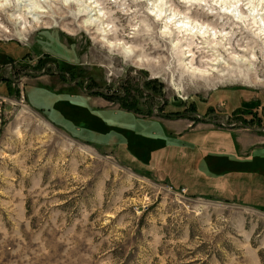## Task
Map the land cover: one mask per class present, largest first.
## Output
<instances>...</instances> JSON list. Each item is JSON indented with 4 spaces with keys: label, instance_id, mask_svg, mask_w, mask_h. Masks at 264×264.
I'll use <instances>...</instances> for the list:
<instances>
[{
    "label": "rangeland",
    "instance_id": "374dc122",
    "mask_svg": "<svg viewBox=\"0 0 264 264\" xmlns=\"http://www.w3.org/2000/svg\"><path fill=\"white\" fill-rule=\"evenodd\" d=\"M21 1L0 0V264H264L256 26L170 0L244 56L217 46L223 80L180 79L147 2L99 0L126 57L75 4L39 3L35 22Z\"/></svg>",
    "mask_w": 264,
    "mask_h": 264
},
{
    "label": "bare ground",
    "instance_id": "6f19581e",
    "mask_svg": "<svg viewBox=\"0 0 264 264\" xmlns=\"http://www.w3.org/2000/svg\"><path fill=\"white\" fill-rule=\"evenodd\" d=\"M48 1L50 0H23V3L22 1L20 3L17 2V8L18 10L22 9L23 4V7L26 8L27 16L33 19L35 22H38V13L43 11L39 3H46ZM60 1L65 5L72 3L75 4L77 7L76 15L85 16L83 21L85 26L97 25L98 32L100 33V39L105 42L109 48H120L124 56H132V49L126 46L123 41L117 40L116 42H112L109 40L108 37L113 35L114 30L112 31V26L109 25V23L106 24L108 16L106 15L104 7L99 0ZM139 1L147 2L146 12L154 20L160 22L162 25L160 33L169 38L171 49L179 54L177 59L178 67L175 69V73L178 74L180 79L186 74L209 75L216 72L223 80L224 73L219 72L216 67L220 62L223 61V59H219L217 56L218 53L217 50H215V47L217 46L224 48V50L227 51L231 57L236 58V60L239 62L244 60V56L239 57L232 51L229 52L230 48H227L225 45L229 43L230 37H227V33H224L223 30H218L213 23H201L194 18H191L189 15H187V13L182 14L177 10V8L173 7L169 3L170 0ZM180 1L184 4L186 10H189L190 7H192V1H197L199 5L204 3L203 6H200V8L203 11L206 9V12L216 19L220 20L226 17L230 19L233 24H242L246 27L255 25L256 29L252 30L251 28L253 31V36L256 39H260L261 50L264 52V11L262 7L258 8L260 4L256 3V0H212L213 4L206 3L207 0ZM216 7L218 11L214 13L213 11L216 10ZM16 16H18V14ZM18 21H20V19ZM24 22L26 21L24 20L21 22V24ZM178 36H180V38ZM194 39H202L200 42V50L202 49V52L210 54L208 57H204L202 61L199 62H195L196 59L194 58V53L192 50L195 46ZM252 56H254V53H252ZM137 63L139 64V62ZM253 66L254 64L249 62L248 72L255 71ZM187 75L186 77L188 79Z\"/></svg>",
    "mask_w": 264,
    "mask_h": 264
},
{
    "label": "flooded vegetation",
    "instance_id": "af4514ba",
    "mask_svg": "<svg viewBox=\"0 0 264 264\" xmlns=\"http://www.w3.org/2000/svg\"><path fill=\"white\" fill-rule=\"evenodd\" d=\"M42 72L47 73V68L43 69ZM54 73H55V74H61V73H63V71L60 70V72H59V71L55 70ZM252 129H253V130H257V128H255V127H252Z\"/></svg>",
    "mask_w": 264,
    "mask_h": 264
},
{
    "label": "trees",
    "instance_id": "16d2710c",
    "mask_svg": "<svg viewBox=\"0 0 264 264\" xmlns=\"http://www.w3.org/2000/svg\"><path fill=\"white\" fill-rule=\"evenodd\" d=\"M260 166H262V167H263V166H264V164H263V163H261V164H260Z\"/></svg>",
    "mask_w": 264,
    "mask_h": 264
}]
</instances>
